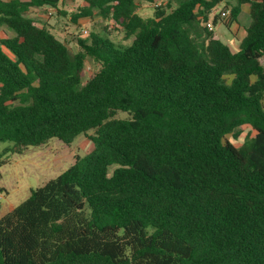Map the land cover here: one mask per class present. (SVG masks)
<instances>
[{"label":"trees","instance_id":"obj_1","mask_svg":"<svg viewBox=\"0 0 264 264\" xmlns=\"http://www.w3.org/2000/svg\"><path fill=\"white\" fill-rule=\"evenodd\" d=\"M155 1L68 13L63 0H0L13 32L0 39V142L13 144L0 168L94 131L92 151L0 217V264H264V0H166L139 15ZM224 1L236 23L249 6L236 50L214 30ZM41 8L106 25L72 52L28 15Z\"/></svg>","mask_w":264,"mask_h":264},{"label":"rangeland","instance_id":"obj_2","mask_svg":"<svg viewBox=\"0 0 264 264\" xmlns=\"http://www.w3.org/2000/svg\"><path fill=\"white\" fill-rule=\"evenodd\" d=\"M166 0H156L153 4L141 3L139 8V15L144 18L153 16V9L155 5L164 4ZM84 0H71L60 5V8L68 13L76 12L77 9L84 5ZM226 1L218 5L216 10L212 13L219 14L222 11H226L228 14L227 20L230 18V7L233 2H230L229 9H225ZM247 6L242 7L240 16L238 17V24L246 26L249 19ZM33 18L39 26H46L50 28L56 36L65 43L68 44L72 52L78 50V46L75 40L77 35H83L87 38L91 32H103V27L106 23L94 13L93 17L80 20L79 26H75L68 17L57 16L54 9L41 8L35 9L28 14ZM223 21L226 20L223 19ZM232 23V19L230 20ZM228 27L223 23H219L214 29L221 37V39L228 44L233 50L238 49V44L234 39L241 36L240 33L232 34L228 31ZM243 32V30H241ZM13 32L7 28H0V39L10 37ZM114 41H122V35L117 31H112V35L109 36ZM93 64L88 63L86 67L85 79L92 76L95 71ZM116 118H127V114L118 112ZM94 134V131L88 132L87 135L78 136L74 142L70 145L58 139H52L47 145L42 147H30L23 154H11L3 156L4 160H7L5 165L0 168L2 173V179L0 180V216L4 213H8L11 209L17 207L24 202L29 196L32 189H36L45 185L51 179L56 178L66 169H68L76 160L77 157H84L93 149V143L90 140V136ZM251 128L244 127L243 134L238 140L232 139L229 136V140L234 143L235 146H241L248 136L253 135ZM11 142H0V155L7 148L12 146Z\"/></svg>","mask_w":264,"mask_h":264},{"label":"crops","instance_id":"obj_3","mask_svg":"<svg viewBox=\"0 0 264 264\" xmlns=\"http://www.w3.org/2000/svg\"><path fill=\"white\" fill-rule=\"evenodd\" d=\"M244 6H247L248 7V10L246 11V13H248V15H249V6L248 5H244ZM240 16V15H239ZM227 18H228V16L226 17V18H223L224 20H226V23H225V21H222V22H220V23H223L224 22V24L228 27L227 29H228V31L230 32V33H232V34H236V33H240L241 34V36H238L237 38H235L234 40L239 44V43H241V39L243 38V36H244V27H246L248 24H249V21H248V23H247V25L246 26H240L238 23H236V22H232V23H230L229 22V20H230V18L227 20ZM228 24V25H227ZM241 30H243V32L241 31ZM1 208V207H0ZM0 211H1V209H0ZM6 213H4L3 215H1L0 217H2V216H4Z\"/></svg>","mask_w":264,"mask_h":264},{"label":"built area","instance_id":"obj_4","mask_svg":"<svg viewBox=\"0 0 264 264\" xmlns=\"http://www.w3.org/2000/svg\"><path fill=\"white\" fill-rule=\"evenodd\" d=\"M69 1H71V0H63V2H69ZM155 6H158V4H156ZM222 16L223 17H227L228 16L227 12H222ZM208 29L209 30H213L214 29V26H213L212 23L208 24Z\"/></svg>","mask_w":264,"mask_h":264}]
</instances>
